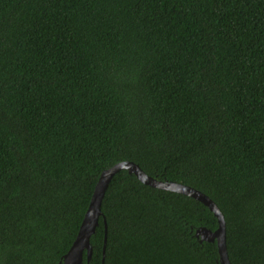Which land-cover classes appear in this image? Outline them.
<instances>
[{"label":"trees","instance_id":"16d2710c","mask_svg":"<svg viewBox=\"0 0 264 264\" xmlns=\"http://www.w3.org/2000/svg\"><path fill=\"white\" fill-rule=\"evenodd\" d=\"M121 161L264 264V0H0V264H58ZM100 209L88 264L105 230L104 264H219L193 197L120 169Z\"/></svg>","mask_w":264,"mask_h":264},{"label":"water","instance_id":"95a60500","mask_svg":"<svg viewBox=\"0 0 264 264\" xmlns=\"http://www.w3.org/2000/svg\"><path fill=\"white\" fill-rule=\"evenodd\" d=\"M120 169H126L129 173H133L142 183L146 185L185 194L207 206L216 217L218 226L214 231L205 227H199L195 231V236L199 238L200 241H215L219 256V264H230L225 244V221L216 204L207 195L191 186L173 181H161L149 176L137 164L131 161L118 162L101 172L76 237L69 250L62 256V260L59 261L58 264H83L84 252L86 253V262L88 264L92 255L90 237L95 232V228L98 224V218L102 214L100 205L104 192L111 177ZM105 241L106 230L102 247L101 264H104L106 247Z\"/></svg>","mask_w":264,"mask_h":264}]
</instances>
